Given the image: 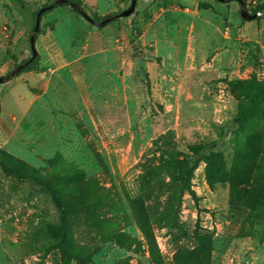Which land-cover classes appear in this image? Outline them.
I'll list each match as a JSON object with an SVG mask.
<instances>
[{
	"label": "rangeland",
	"instance_id": "374dc122",
	"mask_svg": "<svg viewBox=\"0 0 264 264\" xmlns=\"http://www.w3.org/2000/svg\"><path fill=\"white\" fill-rule=\"evenodd\" d=\"M76 1L98 21L132 4ZM240 9L137 0L103 26L66 3L43 15L37 55L0 84V264H154L140 199L163 264L203 234L210 264H264V114L235 121L264 81V15ZM31 34L0 0V76L32 56Z\"/></svg>",
	"mask_w": 264,
	"mask_h": 264
},
{
	"label": "trees",
	"instance_id": "16d2710c",
	"mask_svg": "<svg viewBox=\"0 0 264 264\" xmlns=\"http://www.w3.org/2000/svg\"><path fill=\"white\" fill-rule=\"evenodd\" d=\"M9 1L13 4V7H15L23 16V19L26 25L28 26L29 31L32 33L38 10L42 6L48 5V3L42 4L37 10H30L28 6L25 5L24 0H9ZM77 2L80 5H82L79 1ZM58 5L60 4H57L56 6ZM48 11L50 10L45 11L43 15ZM257 11H264V7L256 8L253 12L255 13ZM250 84L254 89V92L250 97L248 104L241 109V111L238 113V115L235 118V121L238 125H243L248 120L253 119L257 116H262L264 114V81L253 80L250 82ZM220 163H221V159H220ZM6 171L12 173L15 170L14 168L6 167ZM186 173L188 172L185 170L182 174H179V178L181 177L185 178ZM191 175L189 174V176ZM181 181L186 183L188 180L181 179ZM174 193L176 194L177 192L174 191ZM177 197L180 198L181 195L179 194L177 195ZM54 199L59 207L69 208L68 205L65 204L57 194L54 195ZM140 201L142 206H139V201H138L137 220L148 241L149 249L152 256V262L154 264H163V256L158 246L154 230L150 224L151 216L149 214L148 207L144 205V202L141 199ZM172 207H174L173 204L170 205V208H166V211L162 212V214L163 213L167 214V212L170 211ZM198 239H199L198 244L192 249H182L181 251L177 252L175 259L178 264H210V252H211L210 242H212V239H210L209 236H206L204 234L200 235Z\"/></svg>",
	"mask_w": 264,
	"mask_h": 264
},
{
	"label": "water",
	"instance_id": "95a60500",
	"mask_svg": "<svg viewBox=\"0 0 264 264\" xmlns=\"http://www.w3.org/2000/svg\"><path fill=\"white\" fill-rule=\"evenodd\" d=\"M219 1L229 2L231 0H219ZM238 1L240 3V6H241L240 12H241V16L243 18L253 19L259 15H264V11H257L255 13H250L248 8H247L246 1L245 0H238ZM62 3H66V4L71 5L75 10L80 12L86 19H88L92 23H94L98 26H103L104 24L108 23L109 21H111L115 17H124V16L131 15L135 11V8L137 5V0H132V4L130 5V7L124 9L123 11L118 13L116 16L111 15V16L104 18L101 21L95 20L92 16H90V14L85 10V8L75 0H53L50 4L42 6L37 12L35 25H34L32 34L30 36V42H31L32 49H33L32 56L27 61L16 66L7 75L0 76V84H2L3 82L9 81L11 78H13L19 72H21L24 68H26L28 66V64H30V62L35 58V56L37 55V51L35 48V41H36V36H37L38 32L40 31V25H41L43 13L47 10L53 9L57 4H62Z\"/></svg>",
	"mask_w": 264,
	"mask_h": 264
}]
</instances>
